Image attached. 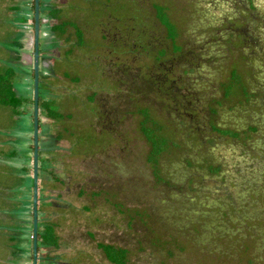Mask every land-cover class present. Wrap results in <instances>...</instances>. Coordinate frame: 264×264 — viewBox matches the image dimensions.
<instances>
[{
	"label": "rangeland",
	"instance_id": "rangeland-1",
	"mask_svg": "<svg viewBox=\"0 0 264 264\" xmlns=\"http://www.w3.org/2000/svg\"><path fill=\"white\" fill-rule=\"evenodd\" d=\"M13 1L0 0V73L13 71L21 105L0 104V264H33V178L30 189L24 185L33 169L34 62L32 56L30 66L23 64L17 35L34 9L17 0L19 10L10 15ZM247 1L239 0L238 11L253 27L243 31L261 29L247 44L228 34L235 0L62 6L55 15L62 23L49 30L63 39L54 46L62 54L48 68L41 55L39 81V225L54 224L59 247L38 242V264H113L100 242L127 249L133 264H264V97L254 109L245 103V76L249 89L264 95V0ZM174 39L194 62L182 68L180 55L175 74L202 106L195 121L202 137H178L182 149L161 158L157 176L147 163L139 106L173 137L164 117L177 124L179 118L172 109L164 117L156 111L144 68ZM47 40L41 34V51ZM210 125L242 132L254 125L257 132L247 133L248 143L223 140ZM207 164H221L222 174Z\"/></svg>",
	"mask_w": 264,
	"mask_h": 264
},
{
	"label": "flooded vegetation",
	"instance_id": "flooded-vegetation-1",
	"mask_svg": "<svg viewBox=\"0 0 264 264\" xmlns=\"http://www.w3.org/2000/svg\"><path fill=\"white\" fill-rule=\"evenodd\" d=\"M235 2L237 3L236 4L237 10L234 9L236 14H234V16L230 18V25L232 26L230 27L228 34L230 35V38L234 40L235 43L237 44H239L240 42L243 44H247L248 41H249L248 43L250 42L253 43L254 39H256L257 37L256 36L258 34L257 32L258 31L260 32L261 29L256 27L255 29L250 31L251 35L243 31L246 26H249V28H251L253 27V25H251L248 20L250 19V16L247 17V14L244 15L242 13V11L244 10L238 11L239 7L242 5L239 2V0H235ZM166 40H169V37H167ZM176 41L177 39H174L173 42L170 41L171 44L173 45L170 51L168 50L167 47L164 46L165 44H161L163 46L162 47L163 53L161 54L160 58L156 60V63L153 65V67L145 66L144 68L146 76L148 77L146 79V84H147L146 86H148L151 92H153L152 94H154L156 101L158 102V104H160V110L154 109L152 104L148 105L146 103V105L144 106L149 107L150 109L153 108L157 112H160L163 117L165 116L164 113H166L169 109H172L174 114L178 116L177 118H179L178 121H180V123L177 124L171 119L168 120V118L164 117L166 125L169 126L170 128H173L174 130L173 135L180 136V135L185 134L187 137L193 139L196 135L198 137H202V134H201L202 129L198 127L195 122L199 118L198 113L201 112L200 110L202 106L197 105V103H195L191 99L190 90H187V92H184L180 88V82H179L178 75L175 74V71H176L175 61L181 55L182 46L178 45ZM185 57H186V62H185L186 64L181 65L180 67L189 68V69L194 67V66H190V64L194 65L193 60L192 59L190 60L189 56H185ZM245 82H246L245 83L246 91L248 94V97H247V100H245V103L250 105V109L257 108L256 105L253 104L254 100H258V99L261 100V97H264V95H262V93L256 92L254 89L252 90L249 89L250 83L247 80L246 76H245ZM240 102L242 103L243 100ZM163 106L164 108H162ZM140 110H143V106H139V111ZM184 121H187V122H184ZM209 124H211L210 120H209ZM210 126H211L212 131L219 134L223 140L230 139V141L232 140V141H238V142L239 141L241 142L243 140L245 143H248L247 141L250 140V135L247 133L254 134L257 132V127L254 125H249L247 127V129L249 130L248 132L247 130H244V132H242L241 130H238V129H229V128H224V127H220L217 125H213V126L210 125ZM224 131L225 133H223ZM169 135H171V133ZM228 144H230V142H228ZM239 153H241L242 156L244 155L243 150L239 151ZM173 154L175 153L173 152ZM258 157L260 158L261 156H258ZM256 162L257 160L254 161L253 163L255 164ZM207 165H208L207 167L212 171V173L218 172L220 173L219 175L222 174L221 164L220 165L207 164ZM159 166H161V163L159 164ZM52 264H67V263L56 261V262H52Z\"/></svg>",
	"mask_w": 264,
	"mask_h": 264
},
{
	"label": "trees",
	"instance_id": "trees-1",
	"mask_svg": "<svg viewBox=\"0 0 264 264\" xmlns=\"http://www.w3.org/2000/svg\"><path fill=\"white\" fill-rule=\"evenodd\" d=\"M32 7L34 9V1L32 4ZM32 24L34 26V19L32 21ZM14 73L9 68L5 71V73H0V104H3L5 106H9L13 109H17L21 105V99L17 92L14 90V84H13V78ZM224 89V87H223ZM224 94L226 97L231 96L230 93V87H226L224 89ZM29 100L30 98H26V100ZM41 103V98H39V105ZM43 103H47L44 102ZM34 101L31 99V105L33 106ZM139 114L142 116L140 124V131L144 138L147 140V142L150 144V148L147 154V163L151 166L153 169L154 175L157 174L160 171V159L165 156L168 152H174L175 154L179 152L180 149H182V143L183 141H179L177 135H173L171 137L170 135H167L165 133L159 132L161 125L157 120H155L153 117H151L149 111L143 112V110H140ZM40 128V127H39ZM222 130V129H220ZM225 133V131L223 132ZM32 148L34 149V144L32 145ZM14 152L9 153V156L11 158L12 154ZM26 166V171H30ZM24 170V171H25ZM33 171V169H32ZM32 232V231H31ZM32 235V233H31ZM38 242H42L46 246H52V247H59V236L56 233V227L54 224H44L42 226V229L38 228ZM98 247L101 248L103 253L105 254V257L109 260V262L113 264H133L128 262L127 257V249L116 247L112 244L107 243H98ZM40 246L38 244V252H39ZM32 252V260H33V249L31 248Z\"/></svg>",
	"mask_w": 264,
	"mask_h": 264
},
{
	"label": "crops",
	"instance_id": "crops-1",
	"mask_svg": "<svg viewBox=\"0 0 264 264\" xmlns=\"http://www.w3.org/2000/svg\"><path fill=\"white\" fill-rule=\"evenodd\" d=\"M23 8H25L28 12V10L30 11L33 7V1L32 0H23ZM17 0H14L10 5L12 10L9 11L10 15H13V10H19V6L17 3ZM67 3V0H40V17H41V30H40V36L41 34L44 35L45 37L49 38V40L46 41L44 49L41 51L40 50V64H41V55L43 57V63L44 66L46 68H48V66L52 65V62L50 60L51 57L53 56H61V49L59 50L58 48H55L54 46L58 43V45L60 46V41H63L62 38L60 39H54L53 35L52 37L50 36L49 30H52L55 28V26L60 25L62 23L61 20L58 19V17H56L55 15L59 14V11L62 10V6L64 4ZM27 18L25 19V21H23V25L20 24L21 27H23V31L24 32H20L18 33L17 37L21 38V42H20V49L23 52V64H25L26 66H30L31 65V60H32V56H33V50H34V30H33V24H32V17L30 16L29 13L26 14ZM32 26V27H31ZM31 27V28H30ZM66 34V33H65ZM17 39V38H16ZM66 40H69V38L67 37ZM45 73L48 74L47 69L45 70ZM46 74V75H47ZM14 90L17 92V90L14 87ZM26 96L27 98H29V94L27 93L28 90L26 88ZM18 94V92H17ZM33 152V151H31ZM30 161H32V168H33V159H30ZM28 162V161H27ZM26 163V162H25ZM23 163L25 166L22 169H26V166H28L27 164ZM26 171V170H25ZM28 175V177H26ZM27 175H25V180L26 185H24V187L26 189H30L31 185H30V179L31 177L33 178V171L32 172H27ZM59 178V177H58ZM39 184V182H38ZM30 186V187H29ZM39 186H41V183L39 184ZM27 196H24V199L22 204H26V198ZM52 204V203H51Z\"/></svg>",
	"mask_w": 264,
	"mask_h": 264
},
{
	"label": "water",
	"instance_id": "water-1",
	"mask_svg": "<svg viewBox=\"0 0 264 264\" xmlns=\"http://www.w3.org/2000/svg\"><path fill=\"white\" fill-rule=\"evenodd\" d=\"M40 0H34V151H33V228H32V249L33 264H38V228H39V81H40Z\"/></svg>",
	"mask_w": 264,
	"mask_h": 264
}]
</instances>
